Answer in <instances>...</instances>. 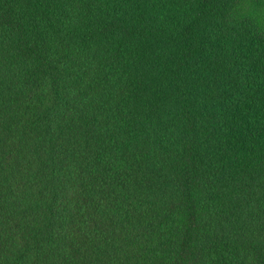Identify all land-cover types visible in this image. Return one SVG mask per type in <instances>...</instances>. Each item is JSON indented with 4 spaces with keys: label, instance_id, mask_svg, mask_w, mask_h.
<instances>
[{
    "label": "trees",
    "instance_id": "obj_1",
    "mask_svg": "<svg viewBox=\"0 0 264 264\" xmlns=\"http://www.w3.org/2000/svg\"><path fill=\"white\" fill-rule=\"evenodd\" d=\"M0 264H264V0H0Z\"/></svg>",
    "mask_w": 264,
    "mask_h": 264
}]
</instances>
